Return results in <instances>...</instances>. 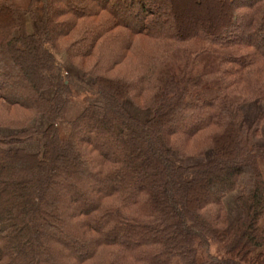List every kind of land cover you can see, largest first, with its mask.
Listing matches in <instances>:
<instances>
[{
    "label": "trees",
    "instance_id": "obj_1",
    "mask_svg": "<svg viewBox=\"0 0 264 264\" xmlns=\"http://www.w3.org/2000/svg\"><path fill=\"white\" fill-rule=\"evenodd\" d=\"M17 1L0 0V264H264V111L244 113L264 106V0Z\"/></svg>",
    "mask_w": 264,
    "mask_h": 264
},
{
    "label": "rangeland",
    "instance_id": "obj_2",
    "mask_svg": "<svg viewBox=\"0 0 264 264\" xmlns=\"http://www.w3.org/2000/svg\"><path fill=\"white\" fill-rule=\"evenodd\" d=\"M28 3H29V0H18L17 1L18 6H20V7H26L28 5ZM36 11H39V9ZM23 17H24V21H25L28 33H30V34L33 33L35 30V23L26 14L23 15ZM55 58L57 60L59 67L62 68V70L65 74H69V75H72L74 78H77V80L72 81V85L78 91L79 96L80 97H86L87 99H89L88 101L91 104L100 106L101 101L99 99L95 98L94 96H92L93 95L92 80L82 79L80 73H78L76 71V68L73 67L69 63V61L67 59V55L65 53H55ZM172 65H173V69L177 73L181 71L182 66H183V58L180 54H178L175 57ZM216 65H217V62L212 56L205 57L196 64L194 71L198 74L207 75L215 68ZM56 78H57V73L55 72L53 75L48 77L49 83L54 84L56 82ZM213 94H214L213 89L208 88L205 92V95L207 98L212 97ZM77 102H79V101H77ZM73 105H74V103H73ZM125 108H126L127 112L132 117H134V118H136L142 122L147 121L149 118L152 117V115L154 113V111H152V110H148V111L138 110L129 101L125 102ZM263 111H264L263 105L251 104V105L244 107L245 123L250 126L252 124V122ZM97 113L99 114V111ZM67 117L70 119H73L76 116L73 117L69 113V114H67ZM44 123H45V121L42 118H39V120L37 122H35L34 126L38 131H41V130H43V127L45 126ZM0 132L3 135L12 134L11 131H6V130H0ZM259 142L260 141L258 139H255L256 144H258ZM39 148H40L39 143H31V145L27 146V150L29 152L39 151ZM210 158H211L210 155H206L201 159L184 158V157H181L177 154L171 155V160H173L176 164H178L180 166H184V167L194 165V164L199 163V162L204 161V160H209ZM262 163H264V162H262ZM263 175H264V171H263ZM224 204H225V207L228 211V229H230L234 225V223L238 217V206L236 203V193H233V194L229 195L228 197H226L224 200ZM211 253L214 255H217V254L219 255L220 250L216 246H213Z\"/></svg>",
    "mask_w": 264,
    "mask_h": 264
},
{
    "label": "crops",
    "instance_id": "obj_3",
    "mask_svg": "<svg viewBox=\"0 0 264 264\" xmlns=\"http://www.w3.org/2000/svg\"><path fill=\"white\" fill-rule=\"evenodd\" d=\"M74 109V110H73ZM82 109H83V105L80 103V102H74V105L72 104L70 107H69V109H68V112H67V114H69L70 113V115L71 116H73V117H75V116H77L81 111H82ZM66 119L68 120H71L70 118H68V117H66ZM45 124V126H46V123H44ZM45 126L43 127V129L45 128ZM29 145H31V144H26V145H24L22 148L24 149V150H26L27 152H29L28 150H27V146H29ZM35 152H37V151H35ZM35 152H29V153H35ZM260 169H261V172H262V174H263V171H264V163H261L260 164ZM263 177H264V175H263Z\"/></svg>",
    "mask_w": 264,
    "mask_h": 264
}]
</instances>
